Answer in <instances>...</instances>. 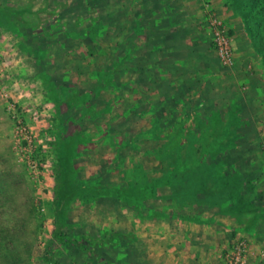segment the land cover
Returning a JSON list of instances; mask_svg holds the SVG:
<instances>
[{
    "label": "rangeland",
    "instance_id": "rangeland-1",
    "mask_svg": "<svg viewBox=\"0 0 264 264\" xmlns=\"http://www.w3.org/2000/svg\"><path fill=\"white\" fill-rule=\"evenodd\" d=\"M182 6L0 0V264H264V0Z\"/></svg>",
    "mask_w": 264,
    "mask_h": 264
},
{
    "label": "built area",
    "instance_id": "built-area-1",
    "mask_svg": "<svg viewBox=\"0 0 264 264\" xmlns=\"http://www.w3.org/2000/svg\"><path fill=\"white\" fill-rule=\"evenodd\" d=\"M205 6H208L205 3ZM208 29L212 34L213 44L216 52L225 64L231 62V40L224 28L222 21L208 11ZM255 256V250L251 248L250 242L246 237L235 238L230 246L221 250L218 254V264H247L248 259ZM257 257H264V250L256 252Z\"/></svg>",
    "mask_w": 264,
    "mask_h": 264
},
{
    "label": "trees",
    "instance_id": "trees-1",
    "mask_svg": "<svg viewBox=\"0 0 264 264\" xmlns=\"http://www.w3.org/2000/svg\"><path fill=\"white\" fill-rule=\"evenodd\" d=\"M56 240L62 245L69 246L72 243H77V245L81 249H87L89 247V242L86 240H80V242L76 238H71L69 235L63 233V232H58L53 234V238L51 241ZM77 241V242H75ZM91 245L93 243H90ZM44 259L47 261L48 264H56V260L53 257V255L50 253V251H45L44 253Z\"/></svg>",
    "mask_w": 264,
    "mask_h": 264
},
{
    "label": "crops",
    "instance_id": "crops-1",
    "mask_svg": "<svg viewBox=\"0 0 264 264\" xmlns=\"http://www.w3.org/2000/svg\"><path fill=\"white\" fill-rule=\"evenodd\" d=\"M161 2V1H160ZM180 3H185V0H179V6L181 7V9L183 8V6H182V4L180 5ZM175 4L176 5H178L177 3H176V1H175ZM154 7H158L157 5L156 6H154ZM160 264H168V261L167 262H164V259L162 258L161 260H160Z\"/></svg>",
    "mask_w": 264,
    "mask_h": 264
}]
</instances>
